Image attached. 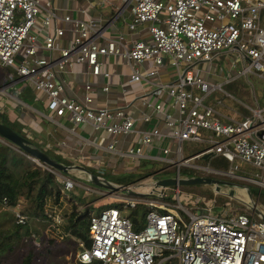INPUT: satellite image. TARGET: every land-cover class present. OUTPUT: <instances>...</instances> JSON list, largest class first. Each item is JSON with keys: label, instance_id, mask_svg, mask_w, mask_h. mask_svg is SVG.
Masks as SVG:
<instances>
[{"label": "built area", "instance_id": "obj_1", "mask_svg": "<svg viewBox=\"0 0 264 264\" xmlns=\"http://www.w3.org/2000/svg\"><path fill=\"white\" fill-rule=\"evenodd\" d=\"M95 1L99 0H90V3ZM129 2H132V19L127 27L135 30L147 25L150 41L135 40L130 46H125L122 44L124 35L119 34L101 44L96 41L101 30L95 20L77 19L70 14L60 16L51 0H0V65L11 68L35 91L44 92L46 109L55 117L67 116L73 124L89 123L94 130L114 138L134 132V119L122 108L91 107L92 98L89 95H85L82 102L69 98L57 74L77 62L85 63L93 75L109 77L108 72L101 70L102 63L98 61L100 55H120L129 63L132 61L139 66L148 62L150 68L145 72L139 67H132L130 80L133 82L153 76L158 66L174 68L175 80L157 84L153 89L156 95L167 93L176 106L175 115L163 112L160 103L154 105L157 113H163V122L169 133L150 127L141 132L137 145L125 150L117 149V139L104 147L97 144L98 147L112 156L133 161L144 157L164 161L169 164L165 170L174 168L175 175L172 177L177 179L188 178L180 174V167L187 166L245 180L257 186V194L251 193L249 197L247 188L250 190V187L228 185L227 199L245 206L250 212H243L239 208L227 211L223 207L225 201L220 213L214 212L212 207L193 213L181 203L191 200L193 196L190 193L182 194L179 185L173 186L175 203L163 200L167 197V187L162 188L155 199L151 198V192H144L146 195L143 197L131 196L122 190L93 185L86 175L80 177L72 170L75 178H71L26 154L38 166L51 171L61 184L58 202L55 203L52 197L45 201L44 211L52 232L60 238L66 235V213L71 212L74 204L68 193L77 186L88 195L98 196L103 207L98 213L90 212L88 238L91 243L85 247L77 240L81 247L76 254L77 262L264 264V219L253 210L257 208L264 216V202L261 200L264 193V108L253 107L250 116L236 119L218 109L217 104L223 106L221 100L215 105L203 103V99L212 91H219L224 97L232 96L223 90L221 83L207 82L195 70L199 62H214L222 68V58H227L229 75H225V82L250 74L264 80V0ZM162 11L164 16L160 17ZM58 20L74 26L75 36L66 47L57 44L56 39L63 34ZM39 39L42 45L38 43ZM39 47L48 51L58 50L59 56L56 59L43 57L38 54ZM12 76L10 72L8 78ZM85 88L90 90L91 87L86 85ZM103 89L107 90V87ZM198 91L204 94L200 96ZM150 116L143 114L142 119L148 122ZM48 118L54 120L51 116ZM165 138L176 143L174 150L159 147L156 156L144 155V146ZM184 141L204 143L205 147L183 158ZM0 144L14 145L1 136ZM59 154L67 157L63 151ZM205 155L222 156L230 163V169L223 172L189 163ZM236 160L253 170H244ZM88 165L91 166V163ZM100 168L97 171L102 176L105 173L102 164ZM235 171H242L243 174L237 175ZM158 172L148 174L147 178L152 184L161 179ZM233 188H237L238 193ZM213 200L216 202V199ZM205 202L209 203L207 200ZM194 203L197 204V201ZM2 205L6 206L7 200L4 199ZM136 205L147 208L142 215V227L138 222L132 223L121 211L123 207ZM12 212L17 225L28 222V216L19 209L13 208ZM184 215H187V220ZM31 237L34 242H39L34 233H31Z\"/></svg>", "mask_w": 264, "mask_h": 264}, {"label": "crops", "instance_id": "obj_2", "mask_svg": "<svg viewBox=\"0 0 264 264\" xmlns=\"http://www.w3.org/2000/svg\"><path fill=\"white\" fill-rule=\"evenodd\" d=\"M51 1L60 16L70 14L77 19L95 20L98 29L101 30L100 35L96 37V41L101 44H104L106 39L113 38L119 34L124 35L122 44L125 46H130L135 40L150 41L147 25L139 26L135 30H130L127 27L132 19V2H129L130 0H99L93 4L90 3V0H74L76 3L72 1L74 5H71V2L66 5L65 2H60V0ZM106 4L110 7L109 11L101 12L102 7ZM58 26L63 29V34L56 39L57 44L59 47H66L75 36L74 26L72 23L60 20H58ZM38 43L42 45V40L39 39ZM38 54L46 58L51 56L56 59L59 56V51H48L43 47H39ZM98 61L102 63V72H108L109 77H104L102 74L93 75L85 63L74 62L71 67H66L64 71L57 74L58 80L63 84L66 95L78 102H82L84 96L89 95L92 98L91 107L122 108L126 114L134 119V132L120 134L114 138L112 135L94 130L89 123L73 124L67 116L55 117L52 113L50 115L42 113V111L29 104L27 100L34 102L43 101L46 107V94L35 91L29 83L22 80L15 72L14 76L8 78V67L1 65L0 68L5 70V72L0 74V120H3L5 116L9 121H15L28 139L30 141L34 140L35 143H33L41 145L43 149H47L60 157L62 156L59 152H65L67 157L62 158L68 164H80L86 168L100 170V161L107 166V172L109 171L108 165L111 164L116 166L118 174L135 173V170L142 163V159L146 160L148 158L144 157L133 161L129 158L108 154L106 159H102L107 152L103 148L98 147L97 144L104 147L114 139H117V149L125 150L129 146L137 145L141 132L147 128L157 127L162 133H169L167 126L163 122V113H157L154 105L160 103L162 104L163 112L175 115L176 106L172 104V99L167 93L163 92L160 95H156L153 93V89L157 84L174 81L176 70L170 66H158L155 68L156 73L153 76H146L145 79L139 82H133L130 80L132 67H139L141 71L145 72L150 68L148 62L139 66L132 61L129 63L128 60L120 55H100ZM203 63L207 62L196 64L195 70L198 71L199 75L201 70H199L198 65ZM5 74L6 78L4 77ZM224 77L222 76V81L219 82L222 88L236 79H230L225 82ZM23 83H26L25 87H23ZM86 85H90V90L85 88ZM104 87H107V90H104ZM28 88H30V91L26 93ZM5 90L9 93H11V90L13 92L9 96ZM231 98L233 99V97ZM147 104H150V106H147ZM222 107L225 106L223 105ZM143 114L151 115L148 122L142 119ZM49 116L54 120L49 119ZM163 142H166V147L172 150L176 147V143L167 138L159 142L154 140L150 146L143 147L144 155H151V150L154 147L159 149ZM88 163H91V166ZM104 165L102 166L105 167ZM69 173L72 172L70 171ZM63 174L66 175L68 173ZM59 206L61 207V204ZM35 222L40 223L43 221ZM47 224L49 230L52 231L49 222Z\"/></svg>", "mask_w": 264, "mask_h": 264}, {"label": "rangeland", "instance_id": "obj_3", "mask_svg": "<svg viewBox=\"0 0 264 264\" xmlns=\"http://www.w3.org/2000/svg\"><path fill=\"white\" fill-rule=\"evenodd\" d=\"M74 0H60V2H65L66 5L70 4L74 5L73 3ZM76 4V3H75ZM69 6V5H68ZM106 6V7H105ZM102 7L101 12H106L109 11L110 7L107 6V4ZM105 7V8H104ZM59 13V12H58ZM164 16V12L162 11L160 13V17ZM224 61V65L221 67H217L215 63H203L199 64L198 68L201 70V77L203 79H206L207 82H212V83H219L222 81V76L229 75L228 70L226 67V62L228 61L227 58H222ZM2 72H5V70H2L0 68V74ZM233 74V73H231ZM6 78V74L4 75ZM223 90L226 91L228 94H230L232 98L224 97V94L219 92V91H212L210 92L209 95H207L203 99V103L205 104H217L218 100L223 101V105L225 107H222L221 105L217 104L219 107V110L223 111L226 113L229 117H234L236 119H242L244 117L250 116L251 110L250 107H261L264 108V80L261 78H258L255 75H240L236 77V80L231 84L230 86L224 85ZM30 88L26 90V93H29ZM7 92V90H5ZM13 91L11 90V93ZM8 95L10 96L11 93L7 92ZM200 96H202L204 93L202 92H197ZM12 96V95H11ZM29 104L34 106L37 110L42 111V113L46 115H50V111L46 109L43 101L40 102H34L32 100H27ZM227 107V108H226ZM241 115V116H240ZM167 143L163 142L161 144V148L166 147ZM205 147L204 143L200 142H194V141H184L182 142V157L187 158L197 151L203 149ZM159 153L158 147H154L151 150V155L156 156ZM108 152L103 156L102 159H106L108 157ZM113 161V160H112ZM100 164L104 165V162H100ZM191 165H199V166H208L210 169L217 170V171H223L226 172L227 170L230 169V163L226 162L222 158H219L217 162L213 165H209L208 161H204V158H198L194 159L189 162ZM236 163L239 164L241 167H243L244 170L250 171L252 168L245 164L242 163L239 160H236ZM105 166V165H104ZM169 164L165 163L164 161L160 160H154V159H142V163L139 165V167L135 170V173H146V176H144L141 179L137 180H132L128 182H138L142 183L144 182L143 180L148 176V174H152L154 172L159 171L158 177L162 179L166 178H171L175 174V169L174 172L171 171H166L165 168L168 167ZM106 167H104L105 173L102 175L104 178L107 180H112L115 178H121L123 173L118 174V169H116V166H113L111 164L108 165L109 171L107 172ZM180 168H188L184 170V174L186 175H192L188 177H194L196 172H192V170H195L199 173V176H208L211 178H214L219 181L223 182H229L232 185L237 186H243V187H250L252 191L257 190V186L245 181V180H239L236 178H231L219 173H215L213 171H208V170H198L196 168L192 167H187V166H181ZM253 170V169H252ZM75 173L77 174V171L74 170ZM237 175L243 174L242 171H235ZM83 174V175H82ZM80 177L84 176V173L78 174ZM121 181V180H119ZM149 182L152 183L151 180H148ZM215 185L212 184H192V185H181L180 186V192L186 193V194H192L193 198L191 200H186L182 201V205L189 209L193 213H199V212H204L208 209V207H212L214 212L220 213V208L216 206L215 201L213 199H223L225 204L223 205L224 209L227 211H233L235 208L241 207L238 203H236L233 200L227 199V195H224L222 193H227V189L229 188L228 185L225 184H219V188H217ZM173 186H169L166 189V194L169 202L175 203L177 202L176 199L173 198L174 191H173ZM232 188V187H230ZM216 189H220L218 193ZM147 190V189H145ZM235 193H238L237 188H233ZM240 190V189H239ZM243 192L242 190H240ZM153 193V196L151 197L152 199H155L157 197L158 192H151ZM212 193V194H211ZM70 196L74 198V200L77 202H86L88 201V206H89V211L93 213H98L103 209L101 202L98 200V196L96 195H88L84 192H82V195H76L70 193ZM213 195V196H212ZM96 197V200L93 198ZM205 198L209 203H206L205 200H202V198ZM94 200V201H93ZM194 201H197V204L194 203ZM163 203V202H162ZM227 203V204H226ZM73 208V206H72ZM71 208V211H72ZM83 208V207H81ZM1 211V210H0ZM122 213L124 216L129 217L130 221L132 223L138 222L139 227H142L144 225V219H142V213H144L141 209H137L136 206L131 207V206H126L121 209ZM243 212H250L249 209H247L245 206L242 208ZM69 215L70 213H66ZM2 212H0V227H7L11 226L12 223H14V217H13V212L12 209H9V212L5 214V216H2ZM66 215V216H67ZM185 219L187 220L188 217L187 215H184ZM2 218L9 219L7 221L8 223H5ZM135 220V222H134ZM48 222H40L37 223L35 221L32 222V227L35 230H32V233L36 235V238L39 240V242H34L31 239L27 243V245H24L23 243H17L13 246L12 251L6 252L3 254H0V264H21L24 257L27 255L29 250L31 249L33 252V259H32V264H76V254L81 251V247L78 243V241L70 236L68 233L64 235L62 238L57 236L54 232L49 230V226L47 224ZM67 223V219H65V225ZM68 234V235H67ZM51 239V240H50ZM49 240V241H48Z\"/></svg>", "mask_w": 264, "mask_h": 264}, {"label": "trees", "instance_id": "obj_4", "mask_svg": "<svg viewBox=\"0 0 264 264\" xmlns=\"http://www.w3.org/2000/svg\"><path fill=\"white\" fill-rule=\"evenodd\" d=\"M7 69L9 73L11 72L13 76L15 75L14 71L11 70V68L8 67ZM231 84H233V82ZM231 84H228L227 86H230ZM3 122L9 127H11L18 134L28 138L27 135L21 130V128L16 125L15 121L11 122L4 116ZM31 141L34 142V140ZM36 146L43 149L42 146L39 144H36ZM43 150L55 160L68 164V162L62 157L54 154L53 152L47 149ZM219 158L224 159L222 156L219 155H209L206 159H204V161H208L209 165L211 166L215 164V162H217ZM224 160L226 164V162L228 161L226 159ZM88 169L98 174V171L95 168ZM185 169L188 168H180V174L185 176H192L184 174L183 172ZM169 171L174 172V169H170ZM192 172H196L195 176H199V173L197 171L192 170ZM81 173L83 172H78L77 174ZM66 175L71 178H75L72 173H68ZM144 176H146V173L137 174L134 172H128L124 173L120 179L115 178L112 180L123 183L141 179ZM250 190L253 195L257 194V192L252 191L251 188ZM82 192L84 191L77 186H74L70 191V193H74L76 195H82ZM60 194L61 184L58 182L56 176L51 171L38 166L25 153L21 152V150L15 147L14 145L11 146L0 144V212H2L1 217L5 216V214L9 212V209L17 208L22 213L26 214L29 219L25 225H17L14 222L11 226L0 227V254L12 251L13 246L17 243H23L24 245H27L30 239L33 241L31 233L32 230L35 229L32 227V222H48L44 211L45 201L48 197H52L54 202L57 203ZM69 198L74 201V204L72 211L69 215L66 216L67 223L65 225L64 230L76 240L81 241L85 247H89L91 241L88 238V224L90 217L88 201L77 202V200L75 201L74 198L70 196V194ZM4 199L7 200V205L5 207H3L4 205L2 206V202ZM93 199L96 200V197ZM163 200L167 201L168 198H163ZM261 200L262 202H264V193H262ZM224 201L223 199H216V206L219 208L222 207ZM243 207L244 206L239 207V210L242 211ZM136 208H139L142 211L147 210L144 205H136ZM2 220L5 223H8L7 221H9V219L5 218H2ZM32 259L33 252L30 249L21 264H32ZM76 264L83 263L77 262ZM89 264L101 263L99 261H92Z\"/></svg>", "mask_w": 264, "mask_h": 264}, {"label": "water", "instance_id": "obj_5", "mask_svg": "<svg viewBox=\"0 0 264 264\" xmlns=\"http://www.w3.org/2000/svg\"><path fill=\"white\" fill-rule=\"evenodd\" d=\"M26 86V83H23V87ZM0 136L11 142L12 144L16 145L20 150L31 156L36 158L42 163H45L49 165L52 168H55L62 173H69L74 168H79L83 171V173L86 175V178L89 183L96 185L98 187L102 188H108L112 190H122L123 192L131 195V196H140L143 197L146 194L144 193H137L132 190L133 186L138 185V182H132V183H120L113 180H107L106 178L100 176L97 173H94L90 171L88 168L84 167L80 164H65L62 162H59L52 158L49 154L44 152L41 148L36 146L33 142H31L28 138L18 134L15 132L11 127H9L7 124L3 122V120H0ZM208 156H203L204 159H206ZM192 184H213L217 188H219V184H225V185H232L229 182H223L216 180L214 178L208 177V176H194V177H188V178H166V179H158L153 182V185H159L162 188H166L169 186H176V185H192ZM232 194V192H230ZM247 193L249 197H251V192L249 188H247ZM255 212L261 215V218L264 219V216L261 214L260 210L257 208H253Z\"/></svg>", "mask_w": 264, "mask_h": 264}, {"label": "bare ground", "instance_id": "obj_6", "mask_svg": "<svg viewBox=\"0 0 264 264\" xmlns=\"http://www.w3.org/2000/svg\"><path fill=\"white\" fill-rule=\"evenodd\" d=\"M74 170H76L77 171V173L78 172H83L81 169H79V168H74V169H72V172L73 173H75L74 172ZM83 175V174H82ZM149 179L148 178H145L143 181L144 182H140L138 185H136V186H133L132 187V189L133 190H135L136 192H159V191H161L162 190V187L161 186H159V185H153L151 182H149L148 181ZM213 185V184H212ZM215 187V186H214ZM145 189H147V190H145ZM216 191L218 192V193H222V192H219L220 191V189H216ZM222 194H224V195H227V193H222ZM245 198H246V195H245Z\"/></svg>", "mask_w": 264, "mask_h": 264}]
</instances>
